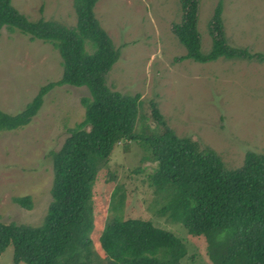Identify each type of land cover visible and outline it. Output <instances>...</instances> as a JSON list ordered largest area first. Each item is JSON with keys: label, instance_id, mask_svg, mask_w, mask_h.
I'll use <instances>...</instances> for the list:
<instances>
[{"label": "rangeland", "instance_id": "rangeland-1", "mask_svg": "<svg viewBox=\"0 0 264 264\" xmlns=\"http://www.w3.org/2000/svg\"><path fill=\"white\" fill-rule=\"evenodd\" d=\"M218 1L199 0L203 52L211 45L209 20ZM221 2L226 41L252 53L264 52V0ZM12 3L30 20L43 16L71 27L77 22L73 0ZM94 12L119 49V58L106 76L107 86L125 95H140L137 134L162 130L152 118L155 101L171 130L211 147L228 168L241 166L248 151L264 154V62L181 60L186 50L172 28L181 19L178 0H97ZM62 73L61 56L51 44L29 40L18 30L2 29L1 110L18 113L42 85L60 79ZM88 95L85 86H56L45 95L38 114L28 124L0 132L1 222L43 225L52 201V152L59 150L70 130L84 120L82 98ZM154 166L150 150L141 141H122L115 146L93 187L96 226L103 228L114 213L125 219H148L185 243L187 254L182 264L208 263L204 236H192L180 222L156 212L165 193L155 192L150 185ZM25 195L30 197V210L13 200ZM93 237L97 239V233ZM94 248L100 251L97 244ZM12 253L13 246H7L0 253V264H13Z\"/></svg>", "mask_w": 264, "mask_h": 264}, {"label": "trees", "instance_id": "trees-1", "mask_svg": "<svg viewBox=\"0 0 264 264\" xmlns=\"http://www.w3.org/2000/svg\"><path fill=\"white\" fill-rule=\"evenodd\" d=\"M96 1L73 0L77 22L71 27L43 16L30 20L12 0H0V33L2 29L18 30L29 40L51 44L63 66L62 77L42 85L18 113L0 109V132L28 124L56 86H85L89 94L82 98L84 120L52 152V201L43 225L0 221V253L12 245L13 264H182L185 243L151 220L125 219L114 213L103 228L96 226L93 187L98 172L107 165L116 145L136 140L146 145L155 163L150 185L155 192L165 193L156 212L180 222L188 234L205 237L206 264H264V154L248 151L241 166L228 168L211 147L171 130L155 101L152 118L162 130L137 134L140 95H125L106 84L119 49L95 15ZM178 1L181 19L172 28L186 50L181 60L264 62V52L252 53L226 41L221 0L209 20L210 48L203 52L199 0ZM13 200L31 209L28 195Z\"/></svg>", "mask_w": 264, "mask_h": 264}]
</instances>
